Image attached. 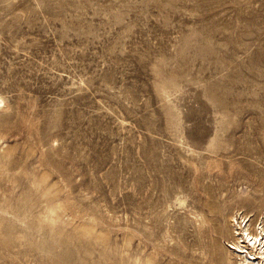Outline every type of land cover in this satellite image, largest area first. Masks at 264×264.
Instances as JSON below:
<instances>
[{
    "label": "rangeland",
    "instance_id": "1",
    "mask_svg": "<svg viewBox=\"0 0 264 264\" xmlns=\"http://www.w3.org/2000/svg\"><path fill=\"white\" fill-rule=\"evenodd\" d=\"M0 98L3 264H237L264 229V0H0Z\"/></svg>",
    "mask_w": 264,
    "mask_h": 264
},
{
    "label": "bare ground",
    "instance_id": "2",
    "mask_svg": "<svg viewBox=\"0 0 264 264\" xmlns=\"http://www.w3.org/2000/svg\"><path fill=\"white\" fill-rule=\"evenodd\" d=\"M3 100L0 98V104ZM244 222V221H243ZM241 223L238 228L234 230V237H237V242L230 246V249L235 251L238 260L237 264H264V229L263 227L257 230L255 234L249 229V225L245 223V226L241 230ZM242 231V232H240ZM235 240V241H236ZM10 242H6L4 245L7 247ZM8 249V248H7ZM4 254V253H3ZM2 255V254H1ZM5 257V255H3ZM12 256V255H11ZM0 256V264L7 263L6 259ZM9 258H7L8 260ZM5 263V264H6Z\"/></svg>",
    "mask_w": 264,
    "mask_h": 264
}]
</instances>
